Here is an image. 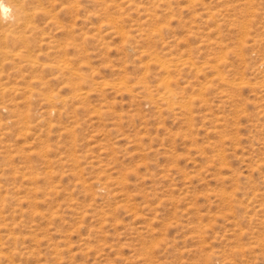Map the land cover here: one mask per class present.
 I'll return each instance as SVG.
<instances>
[{"label": "rangeland", "instance_id": "374dc122", "mask_svg": "<svg viewBox=\"0 0 264 264\" xmlns=\"http://www.w3.org/2000/svg\"><path fill=\"white\" fill-rule=\"evenodd\" d=\"M26 6L0 38V264H264V0Z\"/></svg>", "mask_w": 264, "mask_h": 264}, {"label": "bare ground", "instance_id": "6f19581e", "mask_svg": "<svg viewBox=\"0 0 264 264\" xmlns=\"http://www.w3.org/2000/svg\"><path fill=\"white\" fill-rule=\"evenodd\" d=\"M3 6L9 10V15L6 19L0 18V38H2V40H4V38L8 37L7 36L8 33L6 32L7 30H14V29L16 30V28L19 25H21L23 22L29 20V18H30L29 15L31 16L34 14V12H32V14L28 13L30 11H28V9H27L26 0H3ZM168 70L169 69L167 68V72H169ZM218 75H220V74H218ZM220 76H222V75H220ZM171 91H172L171 89H167L166 93L163 97L167 100L171 99V101H172L173 93ZM170 104H172V103H170Z\"/></svg>", "mask_w": 264, "mask_h": 264}, {"label": "clouds", "instance_id": "9594fccd", "mask_svg": "<svg viewBox=\"0 0 264 264\" xmlns=\"http://www.w3.org/2000/svg\"><path fill=\"white\" fill-rule=\"evenodd\" d=\"M9 15V10L3 6V0H0V18L6 19Z\"/></svg>", "mask_w": 264, "mask_h": 264}]
</instances>
